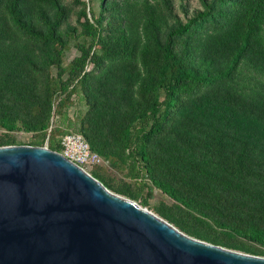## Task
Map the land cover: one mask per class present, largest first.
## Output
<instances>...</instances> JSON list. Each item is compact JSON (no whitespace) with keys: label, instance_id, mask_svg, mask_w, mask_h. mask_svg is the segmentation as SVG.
I'll use <instances>...</instances> for the list:
<instances>
[{"label":"trees","instance_id":"1","mask_svg":"<svg viewBox=\"0 0 264 264\" xmlns=\"http://www.w3.org/2000/svg\"><path fill=\"white\" fill-rule=\"evenodd\" d=\"M95 1L0 0V146L80 133L108 189L264 256V0Z\"/></svg>","mask_w":264,"mask_h":264},{"label":"water","instance_id":"2","mask_svg":"<svg viewBox=\"0 0 264 264\" xmlns=\"http://www.w3.org/2000/svg\"><path fill=\"white\" fill-rule=\"evenodd\" d=\"M0 264H264L192 237L48 146H0Z\"/></svg>","mask_w":264,"mask_h":264},{"label":"rangeland","instance_id":"3","mask_svg":"<svg viewBox=\"0 0 264 264\" xmlns=\"http://www.w3.org/2000/svg\"><path fill=\"white\" fill-rule=\"evenodd\" d=\"M67 1H69V0H67ZM84 1H87V0H84ZM175 1H176V5H177V1L178 0H175ZM185 3L188 4L190 10L197 9V8L200 7L199 0H186ZM94 5L96 6V1L95 0H94ZM180 15H182V13H180ZM69 20H70V22L73 25H76V15L74 13L71 14V17H70ZM76 55H78V51L76 49V46L72 42L70 44L69 48L65 52L66 63L71 61ZM80 106L82 107V105H79L78 103H75L74 105H72V107H70L69 110H68L70 115L71 116L74 115L77 112V110L80 109ZM81 110H85L84 107ZM52 120H53V124L57 123L58 116H57L56 113L54 114V117L52 118ZM0 132H1V130H0ZM12 135L15 137L17 143H21V144H28L33 139V134H31V133L14 132V133H12ZM47 145H48V142L46 140L44 146H47ZM108 173L113 178V180L117 181V182H121L122 180H126L127 179L124 176L123 172H121L119 170H116V169H113V168H109V172ZM159 201H164V202H167V203L170 202V200L168 198H165L157 190H154V198L151 200V205H156V204L159 203ZM135 202L140 205L139 201H135ZM145 208H147L148 210L154 212L152 207H145Z\"/></svg>","mask_w":264,"mask_h":264},{"label":"built area","instance_id":"4","mask_svg":"<svg viewBox=\"0 0 264 264\" xmlns=\"http://www.w3.org/2000/svg\"><path fill=\"white\" fill-rule=\"evenodd\" d=\"M91 66L90 64L87 65L86 70H89ZM60 145V153L85 169L88 173L91 172L94 166L100 165L103 162L102 157L91 150L89 143L80 133L69 132L64 134L61 137Z\"/></svg>","mask_w":264,"mask_h":264}]
</instances>
